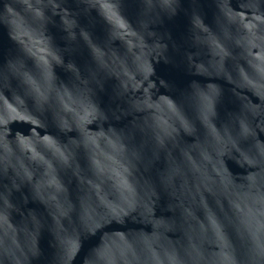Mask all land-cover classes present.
Returning <instances> with one entry per match:
<instances>
[{"label":"water","instance_id":"water-1","mask_svg":"<svg viewBox=\"0 0 264 264\" xmlns=\"http://www.w3.org/2000/svg\"><path fill=\"white\" fill-rule=\"evenodd\" d=\"M0 264H264V0H0Z\"/></svg>","mask_w":264,"mask_h":264}]
</instances>
